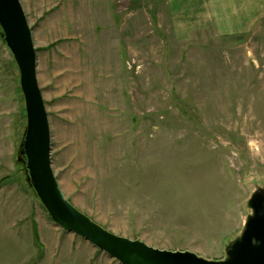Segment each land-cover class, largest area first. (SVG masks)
I'll return each mask as SVG.
<instances>
[{
  "label": "rangeland",
  "instance_id": "rangeland-1",
  "mask_svg": "<svg viewBox=\"0 0 264 264\" xmlns=\"http://www.w3.org/2000/svg\"><path fill=\"white\" fill-rule=\"evenodd\" d=\"M19 1L66 200L115 235L223 260L264 189V15L236 32L180 0ZM25 125L0 39V264H119L35 197Z\"/></svg>",
  "mask_w": 264,
  "mask_h": 264
},
{
  "label": "water",
  "instance_id": "water-1",
  "mask_svg": "<svg viewBox=\"0 0 264 264\" xmlns=\"http://www.w3.org/2000/svg\"><path fill=\"white\" fill-rule=\"evenodd\" d=\"M0 39L19 72L25 129L17 160L26 181L51 220L63 231L89 242L119 264H264V189L250 196L243 229L226 248L225 258L206 260L191 252L158 250L108 232L77 210L62 194L51 167L48 114L37 82L36 49L19 0H0Z\"/></svg>",
  "mask_w": 264,
  "mask_h": 264
},
{
  "label": "crops",
  "instance_id": "crops-1",
  "mask_svg": "<svg viewBox=\"0 0 264 264\" xmlns=\"http://www.w3.org/2000/svg\"><path fill=\"white\" fill-rule=\"evenodd\" d=\"M178 4L182 9L181 13L185 9L191 12L200 11L202 20L213 22L220 30H251L264 15V0H180Z\"/></svg>",
  "mask_w": 264,
  "mask_h": 264
}]
</instances>
